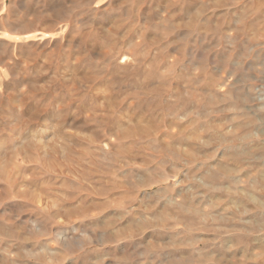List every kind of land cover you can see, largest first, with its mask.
<instances>
[{"label": "rangeland", "instance_id": "rangeland-1", "mask_svg": "<svg viewBox=\"0 0 264 264\" xmlns=\"http://www.w3.org/2000/svg\"><path fill=\"white\" fill-rule=\"evenodd\" d=\"M0 264H264V0H0Z\"/></svg>", "mask_w": 264, "mask_h": 264}]
</instances>
